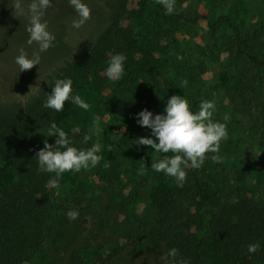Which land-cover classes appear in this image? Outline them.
Wrapping results in <instances>:
<instances>
[{
    "label": "trees",
    "instance_id": "obj_1",
    "mask_svg": "<svg viewBox=\"0 0 264 264\" xmlns=\"http://www.w3.org/2000/svg\"><path fill=\"white\" fill-rule=\"evenodd\" d=\"M105 1L111 10L105 27L77 53L63 37V22L72 16V8L67 0L51 1L42 20L55 37L53 45L40 53L39 65L20 73L15 64L20 50L31 57L38 49L28 45V17L16 5L26 10L32 0H0V80L9 86V81H22L35 69L45 70L39 85L24 97L5 100L0 94V264H49L47 247L58 223L86 231L93 215L85 195L50 189L53 174L39 172L35 160L42 149L38 134L48 133L51 123L61 129L67 115L74 113L76 105L67 102L61 112L43 106L54 82L64 78L72 79L75 95L81 82L91 79L101 88L113 86L130 103H143L139 108L154 115L163 111L172 95L187 99L192 111H198L201 100L213 101V120L226 123L224 142L234 146L238 161L236 168L231 167L230 183L223 181L230 171L218 152L207 153L199 169L189 164L183 183L164 187V175L152 171L146 161L149 147L139 145V138L150 136V130L138 124L127 160L133 165L138 155L149 168L143 174L141 167L121 174L130 183V193L146 192L156 211L157 220L144 232V239L156 236L167 252L177 249L174 258L166 255L160 264H264V50H255L251 43L254 32L250 28L243 32L230 17L217 18L215 25L222 23L231 34L226 44L231 68L215 92L205 86L202 72L193 64L196 59L186 57L182 42L174 37L178 29L173 32L166 26L171 17L161 0H138L134 10L128 0ZM117 53L127 58L125 71L120 80H108L105 69ZM109 170H104V178L116 183V171ZM68 211H76L77 218L70 220ZM96 224L106 228L109 222L99 219ZM257 243L259 249L250 254L248 245ZM92 251H73L67 264H87Z\"/></svg>",
    "mask_w": 264,
    "mask_h": 264
},
{
    "label": "rangeland",
    "instance_id": "obj_2",
    "mask_svg": "<svg viewBox=\"0 0 264 264\" xmlns=\"http://www.w3.org/2000/svg\"><path fill=\"white\" fill-rule=\"evenodd\" d=\"M51 1L55 4L58 2ZM67 1L68 6L69 0ZM83 2L91 12L84 25L79 29L72 27L79 17L70 4L72 16L65 18L63 22V37L70 48L75 50L74 53L91 43L105 27L111 11L109 1ZM137 2L138 0H128L129 8L136 9ZM161 5L171 17L166 26L172 28L173 32L178 29L177 33L174 32V37L182 42L181 47L186 57L193 55V59H196L193 64L202 72L205 86H210L215 92L220 90L227 70L231 68L226 52L227 40L231 34L222 23L217 22L215 25L218 17L226 16L237 20L243 32L250 28L254 32L250 40L255 45V50H264V0H174L171 13L167 12L162 0ZM213 25L215 26L211 29ZM42 70L35 69L22 81H9V86L0 80L2 98L9 100L24 97L28 90L37 87L42 81L45 72ZM9 88L14 92L11 93ZM97 94L98 101H95ZM79 96L88 103L89 109L75 106L74 113L67 115L61 129L68 133L69 146L86 150L94 144H99L101 150L98 154L102 158L96 167L82 168L79 173L63 174L59 188L50 184V189L56 192L66 191L69 195H85L86 202L93 207V215L86 231H81L74 224L58 223L51 244L47 247L48 262L67 264L73 251L92 249L87 264H160L168 253L161 239L156 236L144 239V232L157 220L156 211L146 192H140L138 195L130 193V183H127L123 176L126 171L132 173V169L141 167L138 155L134 157L133 165H130L127 157L132 155L131 143L137 125L135 117L142 111L139 107L144 104L140 103V106L130 103L115 93L113 86L101 88L99 85L95 86L91 79L81 82ZM218 99L225 103L222 94ZM94 117H99L100 123L104 125L100 126L102 131L99 133L93 127ZM84 135L90 137L87 142L83 140ZM45 140L54 144L55 137H48V133L38 134L37 144L40 148L44 147ZM233 147L224 140L220 143V158L225 160L224 167L230 171L225 177L222 176L226 183H230L234 177L231 167L236 168L238 164ZM156 156L157 154L149 148L146 161L148 159L151 162ZM105 164L108 166L105 167ZM109 167L117 173L116 183L104 178V170L110 173ZM164 177V187L175 182L171 177ZM99 219L108 221V227L98 226L96 222Z\"/></svg>",
    "mask_w": 264,
    "mask_h": 264
},
{
    "label": "clouds",
    "instance_id": "obj_3",
    "mask_svg": "<svg viewBox=\"0 0 264 264\" xmlns=\"http://www.w3.org/2000/svg\"><path fill=\"white\" fill-rule=\"evenodd\" d=\"M167 12L171 13L174 7V0H162ZM70 6L75 10L79 19L74 21L72 27L81 28L90 17V9L83 0H69ZM52 5L51 0H32L25 10L21 4L16 9L21 15H27L28 45L35 44L38 51L31 57L21 49L15 58V64L19 71L24 72L32 69L40 63V53L47 52L53 45L54 35L48 31V25L42 18L45 12ZM126 56L122 53L114 54L105 69L108 80H120L125 71ZM187 85V81L184 82ZM51 93L47 94L43 106L47 109L61 112L65 103L74 104L81 109L88 110L89 105L79 95L73 94V81L71 78L57 79L51 87ZM216 107L213 101L201 100L198 111H192L187 99L180 95H172L167 99L163 111L153 114L144 109L136 114L138 126L150 130V136L139 138V145L148 146L157 156L151 160V170L162 173L166 177L173 178L177 183H183L186 179L189 164L193 169H199L206 160L207 153H218L220 143L227 138L226 123L213 120ZM227 122L228 115L224 116ZM93 127L96 132L102 131L100 118L94 117ZM48 137H55L54 144L44 141V147L36 152L38 171L45 174H53L49 183L54 188H59L60 178L67 172L79 173L82 168L96 167L101 160L100 145L94 144L91 148L83 150L69 146L68 133L51 123L48 128ZM84 135L83 140H89ZM171 153V155H167ZM212 159L218 161V156L213 155ZM108 165L105 164V167ZM146 167L141 161L140 172ZM76 211H68L70 220L77 218ZM259 244H249L248 252L255 253ZM177 249H170L167 257L174 258ZM166 257V258H167Z\"/></svg>",
    "mask_w": 264,
    "mask_h": 264
}]
</instances>
